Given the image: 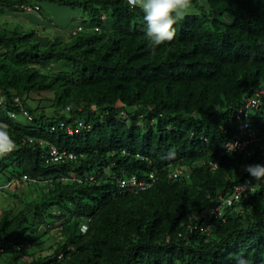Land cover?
<instances>
[{"label": "trees", "instance_id": "trees-1", "mask_svg": "<svg viewBox=\"0 0 264 264\" xmlns=\"http://www.w3.org/2000/svg\"><path fill=\"white\" fill-rule=\"evenodd\" d=\"M40 1L0 0V18L39 24ZM46 1L87 19L64 39L0 24V122L16 142L0 156V195L12 200L0 207V257L264 264V181L244 170L264 164V144L225 146L238 111L264 91V0H194L200 14L155 49L128 0ZM248 120L263 140V109ZM80 121L91 130L61 127ZM52 147L76 159L48 163ZM131 178L146 187H123ZM239 186L253 190L235 198Z\"/></svg>", "mask_w": 264, "mask_h": 264}, {"label": "clouds", "instance_id": "clouds-1", "mask_svg": "<svg viewBox=\"0 0 264 264\" xmlns=\"http://www.w3.org/2000/svg\"><path fill=\"white\" fill-rule=\"evenodd\" d=\"M128 3L143 12L145 35L152 49L175 39V26L178 22L188 16L200 14L196 10L194 0H128ZM225 146L229 153H232L237 150L238 145L230 142ZM15 148L16 142L9 132V126L0 122V156L11 153ZM244 170L256 182L264 181V164L245 165ZM235 264L250 262L241 255L236 258Z\"/></svg>", "mask_w": 264, "mask_h": 264}, {"label": "rangeland", "instance_id": "rangeland-1", "mask_svg": "<svg viewBox=\"0 0 264 264\" xmlns=\"http://www.w3.org/2000/svg\"><path fill=\"white\" fill-rule=\"evenodd\" d=\"M196 1V0H195ZM201 5L207 7L205 4L207 0H197ZM43 8L41 14H34L39 19V24L36 21L28 22L27 19L20 15H8L5 18H0V24L9 23L11 28L17 26L25 29H36L42 36H49L51 38H68L70 34L77 30L86 18L79 9L66 8L59 4L51 3L49 1H40ZM197 8V7H196ZM197 10V9H196ZM227 18L230 20L229 16ZM28 22V23H27ZM24 23V24H23ZM53 97V94H49ZM21 123H28L29 121L23 115H19L18 119ZM12 192V191H11ZM12 200L7 193L0 195V207L7 206ZM18 206L15 208V212L18 211ZM53 241L47 242L46 246L51 245ZM0 264H8L2 257H0Z\"/></svg>", "mask_w": 264, "mask_h": 264}, {"label": "built area", "instance_id": "built-area-1", "mask_svg": "<svg viewBox=\"0 0 264 264\" xmlns=\"http://www.w3.org/2000/svg\"><path fill=\"white\" fill-rule=\"evenodd\" d=\"M29 10L31 9L29 8ZM82 30H83V27L79 26L77 30L74 31V33L81 32ZM96 30L99 31V28H96ZM17 100L19 101L20 99L18 98ZM2 103H3V99L0 97V106L2 105ZM259 109H263L264 111V91H259L255 94L254 97L250 98L246 103L245 109H241L240 111H238V113L235 116L239 124L238 132L234 136H232V138L229 140V142H227V144L230 142L237 144L238 145L237 150H236L237 152L247 151L249 146L256 142H262L264 144V139L262 140L261 138H259L258 133L255 131L254 127L248 120L249 111L259 110ZM23 114L26 117L30 118L27 112L24 111ZM13 117H15V115H13ZM61 127L66 128L69 134L78 133L82 129L87 130V131L91 130V125L89 123H85L84 121H80L76 128H73L71 126H66L65 123H62ZM66 158L73 160V159H76V155L74 153H70L67 151H61L55 147H52L49 153L46 155V160L48 163L49 162H59ZM217 167L218 165L215 164L213 166V169H216ZM150 178L154 180L155 175L151 174ZM91 179H93V177ZM122 185L123 187L125 186L143 187V188L146 187L145 183H139L136 178H131L129 180H123ZM251 190H253L252 187L249 188L248 186H239L235 189L234 197L239 198L242 195L248 194V192ZM233 200L234 198L229 199L227 201V204L231 206L233 204Z\"/></svg>", "mask_w": 264, "mask_h": 264}]
</instances>
